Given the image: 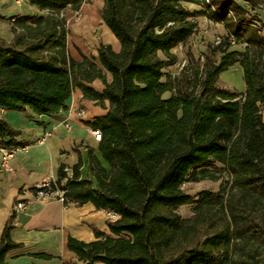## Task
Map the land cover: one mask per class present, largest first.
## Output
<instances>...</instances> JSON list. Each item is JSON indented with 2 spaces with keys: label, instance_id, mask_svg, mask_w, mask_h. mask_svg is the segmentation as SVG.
Returning <instances> with one entry per match:
<instances>
[{
  "label": "trees",
  "instance_id": "1",
  "mask_svg": "<svg viewBox=\"0 0 264 264\" xmlns=\"http://www.w3.org/2000/svg\"><path fill=\"white\" fill-rule=\"evenodd\" d=\"M180 1L103 0L101 18L119 48L100 44L99 66L66 50L57 16L81 0H29L47 13L16 16L12 38H0V110L54 115L75 87L84 98L108 102L91 123L101 131L104 161L89 156L95 184L80 178L78 164L71 176L63 165L57 171L64 203L91 202L118 215L107 222L110 234L95 230L88 242L68 237V249L86 264H257L235 255L233 239L264 237V227L250 220L238 229L227 221L216 225L203 207L218 195L202 191L195 200L201 205L195 239L189 220L175 210L194 202L183 182L212 161L224 164L237 184L264 189V35L252 25V9L264 0H203L209 17L227 29V41L204 52L198 89L185 84L164 97L173 86L162 79L165 61L158 53L184 42L195 25ZM228 38L244 48L229 49ZM234 64L242 71V92L217 85ZM94 79L103 82L101 92L85 84ZM18 133L0 116V148L19 145ZM229 217L239 222L231 209ZM12 227L10 215L0 236V264H12L6 253L20 246L10 237Z\"/></svg>",
  "mask_w": 264,
  "mask_h": 264
},
{
  "label": "crops",
  "instance_id": "2",
  "mask_svg": "<svg viewBox=\"0 0 264 264\" xmlns=\"http://www.w3.org/2000/svg\"><path fill=\"white\" fill-rule=\"evenodd\" d=\"M252 11L264 23V9L255 8ZM115 45L119 47L116 38ZM71 57L77 59L74 54ZM110 79V74L106 73V81ZM85 84L98 92L104 86L100 79ZM79 107L85 110L81 118L74 114ZM107 108V100L98 103L84 98L81 89L75 87L66 100V107L54 115L35 114L28 108L23 111L0 110V116L19 132L14 136L19 145L11 147L16 149L7 159L6 168L1 166L0 152V236L7 218L12 215L10 237L20 243L19 247L6 253L7 262L86 264L68 249V237L88 242L95 238V230L110 234L107 225L110 211L96 208L91 202L63 203L55 199L47 202L33 201L24 211L17 214L11 211L16 200L31 199L37 182L49 172L57 175L62 165L71 170L78 164L80 178H87L95 184L89 171V156L92 154L102 158L98 142L88 134L86 126L96 117L105 114ZM66 116L71 121L69 129L60 123ZM46 131L51 134L43 144L38 143Z\"/></svg>",
  "mask_w": 264,
  "mask_h": 264
},
{
  "label": "rangeland",
  "instance_id": "3",
  "mask_svg": "<svg viewBox=\"0 0 264 264\" xmlns=\"http://www.w3.org/2000/svg\"><path fill=\"white\" fill-rule=\"evenodd\" d=\"M180 2L193 13L190 20L195 25L184 42L171 48L168 54L158 53L165 61L162 79L173 86L171 91L163 94L164 97L174 93L176 87L185 84L198 89L204 52H208L216 44L227 41V29L221 22L209 17L203 0ZM242 3L250 8L246 3ZM103 5V0H81L77 9L67 5V8L58 14L57 17L63 22L66 31V50L69 56L74 54L76 60L86 56L99 66L96 49L100 44H110L115 50L119 48L116 47L114 36L101 18ZM257 8L264 9V2ZM46 13V10L32 5L29 0H0V38L6 41L11 39L16 16ZM228 42L229 49L244 48L243 43H236L231 38H228ZM217 85L231 91H243L244 81L239 65L234 64L220 73ZM204 168L202 172L201 167L198 168L197 173L182 184V189L194 198V202L179 206L175 210L182 218L189 220L191 225L189 236L195 239L201 234V231H197L201 229L199 224L201 205L195 200H200L202 191L221 197L218 202L205 204L203 207L204 210L208 207L206 216L216 225L227 221L231 228L238 229L239 226H245V223L251 221L253 225L257 223L259 227H264V189L237 184L235 175L222 163L212 161ZM230 209L239 214L240 219L236 224L231 222ZM247 236L233 239L235 255L252 263L264 264V237Z\"/></svg>",
  "mask_w": 264,
  "mask_h": 264
},
{
  "label": "built area",
  "instance_id": "4",
  "mask_svg": "<svg viewBox=\"0 0 264 264\" xmlns=\"http://www.w3.org/2000/svg\"><path fill=\"white\" fill-rule=\"evenodd\" d=\"M208 2V0H206ZM258 31L259 34L264 35V23L260 22L259 20L255 19L253 20L252 24ZM216 42H219V40H216ZM74 114L76 117H83L85 114V110L83 108H77L74 111ZM60 123H62L65 128L69 129L71 127V121L68 116L63 118ZM88 134L91 135V137L96 141L99 142L101 140V131L99 128L92 126L91 124H88L86 126ZM51 133L50 131H46L44 135L38 139V143L43 144L46 137L49 136ZM16 148H0L1 152V166L6 168V161L11 156V154L14 152ZM64 171H66L68 176H71L72 170L64 167ZM58 176L52 172H49L42 180L37 182V184L34 186L33 189V196L31 199H25V200H16L12 206L11 211L14 214H17L21 211H24L28 205L33 201L38 202H47L49 200L55 199L59 200L64 203V190L58 185ZM64 181V179L61 180L60 184ZM117 214L114 212L109 213V221L115 220Z\"/></svg>",
  "mask_w": 264,
  "mask_h": 264
}]
</instances>
